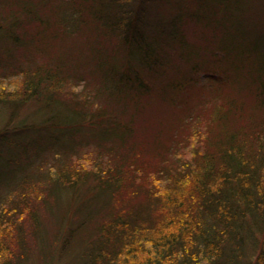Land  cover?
Masks as SVG:
<instances>
[{
	"label": "trees",
	"instance_id": "1",
	"mask_svg": "<svg viewBox=\"0 0 264 264\" xmlns=\"http://www.w3.org/2000/svg\"><path fill=\"white\" fill-rule=\"evenodd\" d=\"M0 0V264H264V0Z\"/></svg>",
	"mask_w": 264,
	"mask_h": 264
},
{
	"label": "rangeland",
	"instance_id": "2",
	"mask_svg": "<svg viewBox=\"0 0 264 264\" xmlns=\"http://www.w3.org/2000/svg\"><path fill=\"white\" fill-rule=\"evenodd\" d=\"M166 2H167V0H164L165 5L163 4V6L161 8V10H163L164 12H167L169 10L168 6L166 5L167 4Z\"/></svg>",
	"mask_w": 264,
	"mask_h": 264
}]
</instances>
